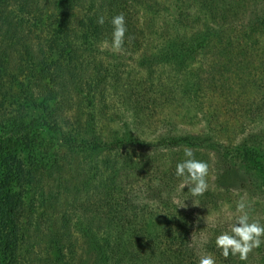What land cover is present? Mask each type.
<instances>
[{"label":"trees","instance_id":"16d2710c","mask_svg":"<svg viewBox=\"0 0 264 264\" xmlns=\"http://www.w3.org/2000/svg\"><path fill=\"white\" fill-rule=\"evenodd\" d=\"M189 1L172 0L170 8L165 0H34L36 11H30V8L24 11V7H19L13 13L14 10L8 8L5 16H0V47L5 51L8 49L6 38L15 40L19 46L24 42L31 61V66H27L31 76H27L20 92L11 95L15 99L17 115L0 122V264H26L24 242L26 250L29 246L34 247L33 238L38 239L37 233L52 227L53 213L46 208L36 215L34 204L23 221L26 209L23 196L9 185L10 179L23 175V171L31 174V170L23 166L25 158L23 160L20 155L24 150L18 145L36 144L31 139L36 137L33 133L38 127L58 132L64 156L80 157L86 174V193L77 192L73 209L65 210L60 217L64 241L57 236L54 238V264H79L76 262L84 244L93 256L89 264H198L186 228L183 224L178 225L182 219L177 222L178 228L167 227L158 220L157 214L147 211L148 203L162 205L167 202L164 184L168 179H178L175 162L164 171L158 170L153 162H157L156 151L175 154L177 164L183 160L182 152L186 147L198 155L208 148L217 149L222 146L219 132L223 130L220 127L216 132L210 122L209 127L202 125L195 131L158 130L149 140L144 136L146 130L142 121L154 117L157 104L164 101L174 104L171 94L178 93L176 89H181L182 97L187 100L185 117L190 115L192 105L198 109L201 97L216 92L229 95L226 103L218 102L216 106H231L224 113L230 118L237 112L234 109L237 105L246 104L240 99L233 100L232 96L240 95L246 74L249 78L251 74L255 76L241 64L244 62L252 67L254 60L263 59L258 47L241 43L239 26L237 29L224 26L229 20H237L240 8L249 3L248 0H233L229 8L227 5L224 8L226 3L218 0ZM186 2L192 6L196 4L198 9L193 8L195 12L192 13L191 7H185ZM220 6L225 14L217 18L212 8L216 10ZM47 9L50 11L48 23L42 22ZM146 9L168 12L171 32L159 42L160 46H154L140 60H147L149 65L159 64L161 68L168 63L174 64L179 73L176 71L178 76L175 75L171 85L161 81L150 84L147 79L137 77L130 80L123 70L116 66L112 69L101 61L108 60L104 45L112 47L111 20L116 15L123 14L126 24L124 43L119 51L138 53L145 48L146 29L141 12ZM202 14L209 18L214 16L212 21L220 23V27L204 28L206 20ZM100 17L104 18V24L98 23ZM257 18L242 28L249 30L263 24L262 18ZM229 24L236 25V22ZM5 25L7 28L3 29ZM29 28L45 29L50 37H54L52 41L50 38L51 46L56 43L55 49L62 53L58 59L66 53L65 60H79L80 66L70 62L67 71L59 66L53 84H49L45 61L41 62V72H35L39 64L35 62L28 41ZM50 49L47 55L41 53V60H46L44 55L53 56L54 49ZM6 52L9 54V50ZM198 55H206L208 62L204 67L195 68L189 61ZM114 56L119 60V54ZM2 66H12L7 55L0 60V69ZM257 84L255 80L254 85ZM110 85L122 91L118 103L129 105V115L118 113L109 106L113 99L108 97ZM78 94L81 113L75 116ZM257 99L250 105L253 106L250 115L261 124L242 132L243 135L236 139L232 136L228 151L218 150V170L209 188L241 189L252 197L264 199V96ZM35 109L37 114L33 116ZM103 117L108 121L103 122ZM145 149L152 150L153 157L139 153ZM30 151L31 155H37L38 147ZM129 184L137 190L125 195L124 190ZM211 194L208 189L201 197ZM52 196L50 193L48 198ZM162 218L165 222L170 220L168 215ZM250 220L255 219L250 217ZM255 251L264 264V242L250 255ZM216 253L218 264H247L249 261V256L242 261L238 254L225 258L219 248Z\"/></svg>","mask_w":264,"mask_h":264},{"label":"rangeland","instance_id":"374dc122","mask_svg":"<svg viewBox=\"0 0 264 264\" xmlns=\"http://www.w3.org/2000/svg\"><path fill=\"white\" fill-rule=\"evenodd\" d=\"M165 1L167 2V6L171 8L172 0ZM218 1H223L226 3L224 4V8H226V5L229 8L228 5H232L231 1L233 0ZM248 1L249 3L240 8L237 20H234L236 25L229 24L234 22L233 20H229V22L224 25L228 29H233V27L234 29H237V26H239L241 30L239 31L241 43H244L246 46L253 45L254 47H258L260 56L263 59L254 60L252 67L249 65H247V67L244 62L241 64L245 67L247 72L248 70H251V72L255 74V76L251 74L250 78L248 74H246L247 78L243 82L245 87L241 89L240 95L232 96L233 100L240 99V101L246 103L245 106L237 105L234 108L237 109V112L232 113L229 118V115H224V113L228 112V109L231 106L228 107L227 105L228 108H218V106H216L218 102L226 103V97H229V95L225 96L224 94H217L216 92L214 94L209 93L205 97H201L200 104L197 106L198 109H196V105H192V107H190L191 111H189L190 115L185 117L183 113L188 110L186 109L187 107L185 108L187 100L182 97L181 89H176V92L178 93L175 95L171 94V97L175 100L174 104L171 102L168 103L167 101H164L161 105L157 104V110L155 111L154 117L142 121L143 128L146 130L144 136L149 140L153 138L154 134L156 135L158 133V130L175 128L179 131H183L184 129L195 131L202 125L209 127L210 122L212 127L216 128V132H219L218 129L220 127L223 130L219 132V136L223 139L221 147L218 146L216 147L217 149L214 150L208 148V150L203 151L202 155H198L196 154L197 152H194L196 159L205 161L209 165L207 182L208 189H210L212 196L192 197L191 193L188 192L187 187L184 190L180 189V178L175 180L168 179V182H165L164 184V195L166 196L167 202L162 205L158 203H148L147 205V211L157 214L158 217H160L158 220L166 224L167 227L173 226L178 228L177 222L179 218L182 219V223L180 224V222H178V225L181 226L183 224V227L186 228L187 234L190 236L191 248L197 256L198 264L199 258L202 255L213 256L216 264H218L219 260L217 259L216 253L217 247L215 246L216 236L224 231H228L229 226L235 222V218L241 214L237 212L236 205L242 199L247 205H249L246 211H248L250 217L264 225L263 198L252 197L241 189L215 190L209 188L213 185L212 181L215 179L218 170V150L225 149L228 151L230 149L229 144L232 142V136L233 139H236L237 136L243 135L242 132L255 128L258 123L261 124L260 120L254 119L250 115V112L253 110V106L250 105L253 101L256 102V100H258L257 97L264 96V88L261 87L264 86V0ZM189 2L192 3L191 0ZM33 4L34 0H0V16L3 14L4 17L5 10L8 11V8H12V10H14L13 13H15L19 7H24V11L29 8L31 9L30 11H36L37 8ZM196 6V4L195 6H192L187 2L185 3L186 8L191 7L192 13L195 12V8L198 9ZM212 9L214 14L216 12L217 18L225 14V11L221 10V6L216 10L215 8ZM192 13L191 15H193ZM49 14L50 11L47 9L43 18L44 21L42 22L48 23L47 20L50 16ZM141 14L143 15L142 22L146 29V34L144 36L145 48L138 53H130L124 51L121 52L119 50L117 51L109 45H104L108 52V60L101 61L104 65H109L112 69L116 66L119 70H123L125 75L130 77V80L137 77L147 79V82L150 84L152 82L159 83V81H161V83L163 82L171 85L173 84L172 82L174 81L175 75L178 76L176 74L178 68L176 69L174 64L168 63L161 68L159 64L153 63L149 65L147 60H140L143 58L144 53L148 54L154 46L156 47L159 45V42L161 43L165 35L170 34L171 19H169L168 12L166 11L157 13L146 9L143 10ZM202 16H204L206 20V22H204V28H211L212 26L220 27V23L212 21L214 16H211L212 19L204 14H202ZM257 17L262 18L263 24L260 23L257 26L254 25L252 26L253 28H249V30H245L244 27L242 28V26H246V24L252 20L255 22V20L258 19ZM0 19L2 18L0 17ZM3 21L7 22L5 19H3ZM6 28L7 25H5L3 29ZM25 32L27 33V31ZM44 32L46 33V37ZM53 33L56 34V31L54 30ZM0 36H2V34H0ZM29 37L30 39H28V41L34 52L35 62L39 64L35 72H41V66H43L41 62L45 61L47 64V72L45 73V76L49 84H53V78L56 77L55 71L59 66L66 69V71L69 68L70 62H73L77 67L80 66L79 60H65L67 57L66 53V57L64 55L62 58L58 59L59 55L62 53L55 49L56 43L55 46H51V41L54 37H50L45 29L29 28L28 38ZM6 41L8 42L7 50H9V54L6 52L7 50L5 51V49L0 47V60H2L3 56L6 58L7 55L8 59L10 58L12 66H10V68L2 66L0 69V122L2 120L9 121L17 115V106L14 103L15 99H12L11 95L20 92L22 84L27 82V76H31V73H28L29 67L27 68L28 64L31 66V61L28 60L27 48H25L24 42L23 45L19 46L15 40L13 41L6 38ZM50 48L54 49L53 56L46 57L44 55L46 60H41L43 58L41 53L43 52L47 55L49 50H51ZM114 54H119V60H115ZM195 58V60H189L195 68L204 67L208 62L206 55H198ZM255 80L258 81L257 85H254ZM240 88L242 87H239V89ZM108 90H110L108 97L110 98L111 96L113 98L110 99L111 103L109 104L111 109L113 108V110H116L118 113L129 115V105L122 104L121 102L118 103L122 91L119 89L118 91L115 87L112 88V85L109 86ZM80 103L81 97L80 94H78V104L75 108V116H77V113H81ZM117 103L118 105H116ZM189 104H193V102H190ZM36 114L37 110L35 109L33 116ZM103 120L106 121L107 117H103L102 121ZM222 124L224 125L222 126ZM33 136L36 137H32L31 140L36 144H29V142L28 144L22 143L18 145L20 150H24L22 155H20L22 159L25 158L23 166H25L24 168L26 170H31V174L29 175V172L27 173L23 171V175L26 174L25 176H14L15 178L11 176L12 178L9 181V185L14 187L17 194H22L23 196L24 205L26 207L25 215L22 219L23 221H25L27 213L29 214L33 209V204L36 208V215L38 212H42L46 208L53 213L51 215L52 227L50 229H44L42 233H37L36 236L38 239H35V237L33 238L35 243L34 247L29 246L26 250V245L23 241V255H25L26 264H54V259L56 257V250L52 249L54 238L57 236L61 242L64 241L62 238V231L60 230V217L65 210L73 209V206L75 205L74 197L77 192H81L82 195L83 192L86 193V174L81 166L82 164L79 160L80 157L74 156L71 158L70 155L64 156L65 151L60 145L61 142L59 143L58 132L38 127L34 131ZM33 147H38L37 155H31L32 152L30 149ZM139 153L144 156L153 157V151L149 149L141 150ZM182 154L183 159H185L184 152H182ZM155 155H157V162L155 161L153 164L154 166L157 164L156 167L158 170L164 171L168 169L171 164H174V162L176 166V160H174L175 156H173L175 154L164 150L156 151ZM56 158L57 160H55ZM136 190L137 188L135 186L131 188V185L129 184L127 189L124 190V194L128 195V193L132 191L135 192ZM50 193L53 194V196L48 198ZM174 200L178 201V203H174ZM165 215L170 216V220H166L168 223L162 218V216ZM24 236L26 237L25 234ZM32 236H35V234L32 233ZM251 252H254V249ZM251 252L248 254L249 261L247 264H263L259 261L261 258L258 257L256 251L254 255H250ZM79 255L76 263H92V252L86 244L81 247Z\"/></svg>","mask_w":264,"mask_h":264},{"label":"clouds","instance_id":"9594fccd","mask_svg":"<svg viewBox=\"0 0 264 264\" xmlns=\"http://www.w3.org/2000/svg\"><path fill=\"white\" fill-rule=\"evenodd\" d=\"M104 18L100 17L99 24H104ZM112 47L120 50L125 38L126 24L123 14L112 18ZM182 161L176 164L175 176L181 179L180 189L188 188L192 197H200L208 190L207 176L209 174V165L207 162L198 160L194 156L191 148L184 149ZM178 203V201H173ZM249 207L242 199L236 205L237 212L241 213L235 218V222L229 226L228 231H224L216 236V247L222 250V255L227 258L230 254L239 255L240 260H247L248 254L254 249L259 248L264 242V225L259 221L250 220V215L246 209ZM199 264H216L211 255H202L199 258Z\"/></svg>","mask_w":264,"mask_h":264}]
</instances>
